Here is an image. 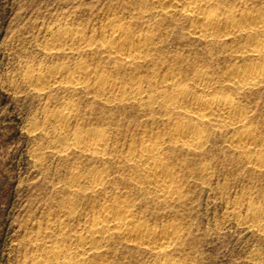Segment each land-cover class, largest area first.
I'll return each instance as SVG.
<instances>
[{"label": "rangeland", "instance_id": "374dc122", "mask_svg": "<svg viewBox=\"0 0 264 264\" xmlns=\"http://www.w3.org/2000/svg\"><path fill=\"white\" fill-rule=\"evenodd\" d=\"M147 3V12L140 17L136 11L141 0H0V264H31L41 248L52 244L46 236L49 227L63 222L67 232L80 231L103 203L113 199L149 227L176 225L183 234L166 254L148 253L116 239L106 250L104 264H157L164 258L182 264H264V168L248 159L264 155V83L242 90L216 88L241 107L246 128L258 141L246 151V161L230 147L231 129H208L198 151L169 142L172 125L181 117L166 111L155 98L170 75L191 88L197 71L211 74L216 82L229 71L259 65L258 61L241 56L243 43L192 36L186 18L166 17L153 8L157 5L152 0ZM112 21L154 38L148 44L149 56L137 66L120 64L102 53L97 43L93 50L58 53L48 48L52 32L60 28H78L90 38L93 31L109 32ZM81 62L125 83L140 78L144 96L156 99L154 104L102 100L92 88L87 92L70 86L40 94L25 81L26 71L45 72ZM67 103L74 105L79 117L78 131L106 134L104 157L73 148L64 153L52 149L58 134L44 123ZM160 139L167 168L179 177L183 192L181 201L171 205L149 189L136 187L133 174L143 171L136 172L124 161L130 148ZM202 167L207 168L205 176L200 174ZM93 170L108 176L102 190L72 194L71 174ZM257 212L261 215L254 225L250 218Z\"/></svg>", "mask_w": 264, "mask_h": 264}, {"label": "bare ground", "instance_id": "6f19581e", "mask_svg": "<svg viewBox=\"0 0 264 264\" xmlns=\"http://www.w3.org/2000/svg\"><path fill=\"white\" fill-rule=\"evenodd\" d=\"M141 1L142 4L136 11V15L140 17L148 9V0ZM152 2L157 5L153 8L166 17L180 15L186 18L192 36L222 44L243 43L241 56H249L258 61L259 65L244 70H231L216 82L211 74L197 71L192 78V86L189 84L191 88L179 85L176 77L170 75L163 80V90L158 92L159 94L156 93L158 97H155L161 100L159 105L166 111L181 117L172 125L169 142L189 151H198L207 140L208 129H231L234 132L232 137L230 136V147L237 149L246 161V151L258 146V141L256 142L253 131L246 128V114L241 107L229 94L216 91V88L218 90V87L223 86L242 90L243 87H257L264 83V0H152ZM236 2L238 6L235 7ZM127 26L112 21L109 32L93 31L90 38L85 37L84 32L78 28H60L52 32L48 48L58 53L79 48L93 50L97 43L102 53L119 59L120 64L137 66L149 56L148 44L154 38L149 32L141 30L136 32ZM26 72L25 81L40 94L55 86L65 88L70 86L87 92L92 88V92L96 93L95 96L101 97L100 99H112L120 103L134 101L150 105L156 100L144 96L145 90L140 78L131 79L127 83L114 80L82 62L75 67L68 65L45 72L39 69ZM196 91L201 94H197ZM78 118L72 103H67L63 109L47 116L44 125L58 134L57 140L53 146L51 145L52 149L64 153L73 148L76 151L104 157L103 151L109 145L108 137L104 132L95 129L78 131L76 129ZM162 140L143 141L139 146L130 148L124 155V161L135 171H143L142 174L135 172L133 174L131 182L136 187L149 189L159 201L171 205L181 201L183 192L179 185V177H175L174 172L167 168L162 156L161 149L164 145ZM252 155L248 159L253 161V165L263 169L264 155L260 153ZM200 174L207 175V168L202 167ZM71 180L69 188L72 194H94L102 190L108 182V176L93 170L85 174L75 172L71 174ZM103 204L98 215L80 231L67 232L63 222L57 227H49L52 230L46 236L52 241L48 239L47 242L51 241L52 244L41 248L37 260L31 264H104L106 250L116 239L124 240L127 245L148 253L164 254L167 249L182 240L183 233L176 225L166 224L160 229L149 227L146 223L136 220L129 208L120 205L117 199ZM233 213L236 211L233 210ZM260 215L261 212L253 214L250 222L257 224ZM244 221L246 222V219ZM157 264L182 263L164 258Z\"/></svg>", "mask_w": 264, "mask_h": 264}]
</instances>
